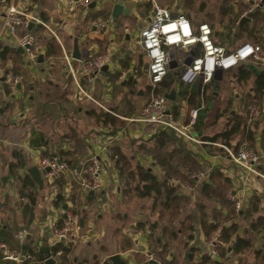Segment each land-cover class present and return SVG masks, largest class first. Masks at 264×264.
<instances>
[{
	"label": "crops",
	"instance_id": "obj_1",
	"mask_svg": "<svg viewBox=\"0 0 264 264\" xmlns=\"http://www.w3.org/2000/svg\"><path fill=\"white\" fill-rule=\"evenodd\" d=\"M117 1L93 0L92 8H70L67 0H0V244L20 254L27 246V253L46 256L43 250L49 254L56 246L54 228L63 226L66 216L72 215L76 242L66 264H106L112 255L125 264H153L146 261L147 254L175 264H198L203 255L220 264H264V231L248 232L251 222L264 215V95L255 97L257 74L239 77L244 67L264 72V66L247 62L219 71L206 85L200 80L187 84L180 59L199 56L200 48L183 49L181 56L171 49L165 82L172 85L162 94L172 98L166 99L167 106L176 118L188 121L190 112L198 110L192 132L203 144H191L169 130L139 122L154 93L138 34L149 24L154 4L127 0L131 15L114 23L110 7ZM247 1L201 0L197 4L198 0H155V4L185 15L193 31L201 24L208 25L213 40L227 51L244 43L264 49V15L249 13ZM10 4L32 17L28 30L41 48L42 63H28L4 28L1 17ZM244 17L249 21L241 23ZM75 44L80 60L72 58ZM104 53L109 55L108 69H102L89 83L80 81L79 89L65 57L72 59L77 71L81 63ZM7 74L21 77V82L11 88L4 78ZM255 99L261 114L259 119L247 121L252 134L247 143L261 159L252 174L236 165L223 149H237L243 140L241 129L227 140L221 135L234 124L244 123ZM161 132L173 136L191 153L190 161L178 162L176 175L171 170L166 177L152 155ZM114 152L129 163L128 172L136 173L141 167L159 181L166 179L176 186L187 199L179 214L160 219L152 197L126 196V179L112 159ZM92 157L100 162L97 192H84L66 178L47 183L38 167L39 160L51 158L83 167ZM31 167L41 173V189L27 174ZM195 174L198 177L191 178ZM26 177L31 185H24ZM227 193L240 200L239 212L226 199ZM59 194L64 204L56 206ZM142 201L146 203L139 208ZM254 203L258 212L246 219ZM216 222L234 224L232 242L250 237L251 247L234 254L232 243L225 244L227 253L213 256L208 241L219 235L221 228L208 237L202 225L206 228ZM164 227L174 230L176 238L169 239ZM219 247L224 244L218 242ZM5 257L6 252L0 250V264H17Z\"/></svg>",
	"mask_w": 264,
	"mask_h": 264
},
{
	"label": "built area",
	"instance_id": "obj_2",
	"mask_svg": "<svg viewBox=\"0 0 264 264\" xmlns=\"http://www.w3.org/2000/svg\"><path fill=\"white\" fill-rule=\"evenodd\" d=\"M93 0H67L70 8H88ZM154 4L151 19L146 27H143L138 34V44L142 54L146 59V71L150 86L155 89L163 82L169 72L171 63V49H175L178 56L183 49L191 46H198L200 54L193 58H182L180 62L184 68L183 80L191 84L200 80L202 85L210 83L219 71H229L237 68L243 63L252 62L255 65L264 66V49L259 44L244 43L227 51L218 45L212 38V31L206 24H201L193 31L189 20L183 14H174L166 8L159 7L155 0H148ZM250 5L249 13L259 11L264 15V0H248ZM4 28L8 31L16 45L23 50L28 63H34L41 54L36 37L28 30L32 17L20 11L14 4L7 6L1 17ZM181 56V55H180ZM71 78L80 89V81L91 82L104 66L109 63L108 53H104L80 64L75 71L72 67V59H64ZM6 83L14 88L21 82V77L7 74ZM249 122L259 119L261 110L257 105H250L247 109ZM142 123L157 125L161 129L173 132L177 137L191 144H203L193 134V127L198 120V110L190 112L188 121L176 118L168 109L167 100L164 97L152 96L143 107L140 117L137 119ZM229 158L239 167L249 173H255L254 166L260 161L258 155L252 147L243 142L236 152L223 148ZM38 167L42 171L44 181H52L57 178L67 179L76 184L84 192H97L100 188V162L96 157H92L83 167L74 166L67 160L58 158L41 159ZM48 170V172H46ZM198 174L191 175L197 178ZM226 199L232 203L236 212L242 208L240 200L233 194L227 193ZM219 235L216 234L208 241L211 254L217 256L215 248L218 244ZM22 240V235L18 237ZM54 245L65 242L72 246L76 242V222L72 215H67L64 224L53 230ZM0 250L6 252V259L17 264H21L23 257L19 252L9 251L7 247L0 244ZM62 252H50L47 259H59ZM146 261L153 264H165L161 257L155 254H147ZM110 264V263H106Z\"/></svg>",
	"mask_w": 264,
	"mask_h": 264
},
{
	"label": "trees",
	"instance_id": "obj_3",
	"mask_svg": "<svg viewBox=\"0 0 264 264\" xmlns=\"http://www.w3.org/2000/svg\"><path fill=\"white\" fill-rule=\"evenodd\" d=\"M177 14V13H176ZM263 48V47H262ZM257 67V66H256ZM252 73L257 74L255 81V97L256 99H261L264 95V72H259L254 67H244L239 72V77L242 79L250 78ZM166 79V78H165ZM165 79L161 84H159L155 89H153V93L155 97L161 98L163 96V92L167 91L172 84L166 83ZM205 91V90H204ZM252 100L250 105L261 106L259 101ZM248 112L245 116L244 123H236L232 126L228 133L222 134L221 137L224 140H227L229 136L236 133L241 129L242 139L239 143L238 147L243 142H248L247 138L251 137V131L249 126L247 125L248 121ZM162 134L159 137L155 138V147L152 149V155L158 162V164L165 170L166 177L170 175L171 170L174 171L173 175L179 173V165L178 162H186L188 156H191L190 151L187 150L186 146L180 141L176 140L173 136L167 134V132H161ZM214 140V139H212ZM250 147L251 145L247 143ZM169 146L171 148L169 149ZM237 147V149H238ZM237 149L234 151L236 152ZM163 151V153H162ZM184 152V155L182 153ZM112 159L115 160L119 174L121 177H125L126 185H125V195L132 194L136 196V198H150L152 197L155 201L154 209L159 211L160 219L165 218L164 216L168 214V216L178 215L180 212V208L187 200L184 196L179 193V189L176 186L169 185L164 179L163 181H159L157 176L151 172L144 170L143 168H137L136 173L128 172L129 163L123 158L122 155L114 152L112 153ZM64 160V159H60ZM176 160V161H175ZM24 185H31L30 179L26 177L24 179ZM223 196V195H222ZM31 199V197H30ZM33 200V199H31ZM61 194L57 195L55 205L58 206L62 203ZM64 204V203H62ZM234 212V211H233ZM231 211V213L233 214ZM258 212V205L254 203L252 209L246 214V219L253 217L254 214ZM236 216L235 212L233 216ZM222 224V225H221ZM204 231H206V235L210 237L218 228H221L218 241L224 244V247L215 248L218 255L224 256L227 253L226 245H231V251L234 254H238L244 252L248 248L251 247V238H237L232 242V236L236 232V226L234 224L224 225L223 223L216 222L213 225H208L205 228V225H202ZM152 230L153 227H151ZM264 231V215L255 219L251 222L248 232H252L250 234H259ZM163 233L167 234L169 239H175L176 233L174 230H169L166 227L163 229ZM191 238V236L189 237ZM226 244V245H225ZM72 247L70 245L63 246V244L58 243L51 252L56 253L58 251L62 252V256L58 259V264H66V256L70 253ZM48 254L46 256L36 255L34 253L28 252L26 255V259L23 261V264H43L44 260L47 259ZM212 256L203 255L200 258L198 264H220L219 261L213 260ZM164 261V260H163ZM165 262V261H164ZM165 264H175L173 261L165 262Z\"/></svg>",
	"mask_w": 264,
	"mask_h": 264
},
{
	"label": "water",
	"instance_id": "obj_4",
	"mask_svg": "<svg viewBox=\"0 0 264 264\" xmlns=\"http://www.w3.org/2000/svg\"><path fill=\"white\" fill-rule=\"evenodd\" d=\"M94 7V5H91V8ZM131 15V10L127 6V0H118L116 3L112 4L110 7V18L114 21V23L120 18V17H128ZM249 18L244 17L241 20V23L248 22ZM19 52H23L22 49L18 50ZM72 58L74 60H80V54L78 52L76 44L74 45V51L72 54ZM37 63H42V56L39 55L36 59ZM108 67L104 66L103 70H107ZM4 81V79H3ZM167 100H172L170 96L164 97ZM48 172V170H46ZM27 174L31 178L32 182L36 184L40 189L43 187V180L41 178V173L38 171L37 167H31L28 169ZM44 253L47 254V250H43ZM27 254V246L22 247V256L25 257ZM188 255H186L185 258H187ZM57 259H45L43 264H56ZM108 262L110 264H125L118 255H112L108 258Z\"/></svg>",
	"mask_w": 264,
	"mask_h": 264
},
{
	"label": "rangeland",
	"instance_id": "obj_5",
	"mask_svg": "<svg viewBox=\"0 0 264 264\" xmlns=\"http://www.w3.org/2000/svg\"><path fill=\"white\" fill-rule=\"evenodd\" d=\"M200 1L201 0H198V2H197V4H199L200 3ZM207 7H210V8H212V6H210V5H207ZM155 97V96H154ZM47 182V181H46ZM47 183H49V182H47ZM144 203H146L145 201H142L141 203H139V205H140V207L139 208H141V207H143V204ZM180 257V256H179Z\"/></svg>",
	"mask_w": 264,
	"mask_h": 264
}]
</instances>
